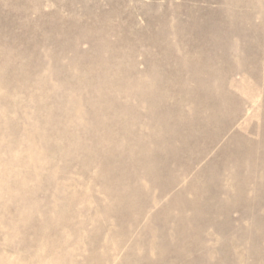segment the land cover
Returning <instances> with one entry per match:
<instances>
[{
    "label": "rangeland",
    "instance_id": "374dc122",
    "mask_svg": "<svg viewBox=\"0 0 264 264\" xmlns=\"http://www.w3.org/2000/svg\"><path fill=\"white\" fill-rule=\"evenodd\" d=\"M0 264H264V0H0Z\"/></svg>",
    "mask_w": 264,
    "mask_h": 264
}]
</instances>
